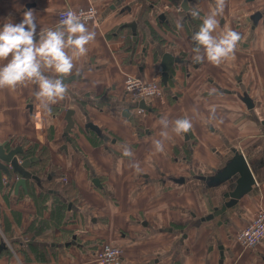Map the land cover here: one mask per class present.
I'll list each match as a JSON object with an SVG mask.
<instances>
[{
  "label": "crops",
  "instance_id": "obj_1",
  "mask_svg": "<svg viewBox=\"0 0 264 264\" xmlns=\"http://www.w3.org/2000/svg\"><path fill=\"white\" fill-rule=\"evenodd\" d=\"M178 3L0 0V27L21 22L23 13L31 9L38 34L58 25L57 13L62 9L94 6L98 12L97 21L86 24L95 31V40L87 46V54L75 61L73 74L65 81L68 93L63 100L50 105V110L38 109L36 85L0 89V145L7 144L8 150L20 146L34 154L26 157H42L44 164L31 168L35 175L41 168L44 173L50 171V166L62 172L60 179L57 173L52 181L42 179L43 187L29 180L27 191L20 188L16 192L0 170V224L13 236L12 253L7 246L0 254V264H96V250L90 243L95 238L120 246L123 264H217L207 254V246L215 242L221 219L202 223L200 218L221 206L225 189L207 188L203 177L222 169L234 150L245 155L257 185L229 212L232 223L223 228L235 234L264 210V28L259 26L254 33L248 27L237 29L235 23L244 16L236 8L226 12L225 24L217 33L231 29L241 34L234 56L219 65L206 58L198 63L193 60L195 42L188 29L182 25L177 32L168 31L156 22L164 14L176 26L180 22L175 15ZM127 5L132 7L130 12L125 10ZM189 5L196 9L195 0ZM203 8L206 14L210 12L205 2ZM132 21L141 26L149 23L154 30L138 28L135 43L132 30L123 27ZM151 34L164 42L146 49ZM162 51L185 57L171 69L169 74L173 70L174 76L167 84L157 63ZM5 63L0 61V66ZM130 75L159 82L164 97L147 99L145 104L151 107L147 110L134 106L143 100L132 102L125 94V79ZM243 93L253 100L252 109L240 100ZM67 109L76 112L71 143L64 136ZM126 109L129 115L124 114ZM165 117L168 128L159 123ZM182 118L189 119L192 128L177 135L172 127ZM86 122L98 125L107 139L85 130ZM135 123L145 132L139 134ZM162 131H168L169 137L164 140V151L157 152L153 141L163 139ZM125 146L133 153L131 157L123 155ZM42 149L45 156L39 154ZM137 163L139 171L133 167ZM181 177L186 178L183 184L169 179ZM95 178L102 188L95 186ZM55 180H61V188L55 187ZM67 196L71 204L62 224L82 220L85 228L75 232L80 237L64 240L65 230L71 228L62 225L39 228L27 238L33 220L50 224L54 203ZM31 240L47 245L48 260L35 259L26 246ZM257 248L264 252V244Z\"/></svg>",
  "mask_w": 264,
  "mask_h": 264
},
{
  "label": "clouds",
  "instance_id": "obj_2",
  "mask_svg": "<svg viewBox=\"0 0 264 264\" xmlns=\"http://www.w3.org/2000/svg\"><path fill=\"white\" fill-rule=\"evenodd\" d=\"M225 0H215L213 9L202 17V24L192 40L193 60L219 65L222 61L234 56L242 36L228 29L217 33L219 20L223 14ZM193 18L200 16L195 10H189ZM82 14L69 10L55 28H48L39 34L34 11L23 13L19 23L6 22L0 27V61H7L0 66V89L15 90L17 86L31 83L37 86L35 98L38 109L50 110L49 106L63 100L68 93L65 79L73 74L75 61L85 56L88 45L94 42L96 33L89 30L81 19ZM176 27L182 29L177 21ZM38 35V39H37ZM52 73L53 75H49ZM159 123L169 127L168 119L161 118ZM192 123L187 118L174 121L172 132L177 135L188 132ZM163 139L154 140L157 152L164 151V140L169 137L168 131L160 133ZM123 155L131 157L133 153L125 146ZM139 171V164H133Z\"/></svg>",
  "mask_w": 264,
  "mask_h": 264
},
{
  "label": "water",
  "instance_id": "obj_3",
  "mask_svg": "<svg viewBox=\"0 0 264 264\" xmlns=\"http://www.w3.org/2000/svg\"><path fill=\"white\" fill-rule=\"evenodd\" d=\"M125 0H117L118 5H121ZM188 4L187 0L181 2V7L184 8V5ZM132 7L130 5L125 6V10L131 11ZM163 17V15H162ZM138 22L132 21L127 23L124 28L128 27L134 33L133 40L135 43L138 42L137 37V28ZM157 57V63L159 64V70L161 71L163 77V83L167 84L168 79H173V75L169 74L171 69H175L176 65L181 63L180 58L176 57L171 52L162 51ZM67 79V78H66ZM74 78H70L73 80ZM65 81H69L68 79ZM240 100L247 106V108L252 109L254 107L253 100L250 98L248 93L240 94ZM134 105V104H132ZM140 109L147 110L149 107L145 104L143 100L140 103L135 104ZM75 110L67 109L66 110V122L67 125L64 129L65 139L71 143L72 138L70 134L76 126L75 120ZM124 114L129 115V109H126ZM84 129L88 131L95 132L99 138L107 139L103 130L93 122H86L84 124ZM25 152L22 147L18 146L10 150L7 149V144L0 145V170L3 171L9 180L8 186H13L15 191L18 192L20 188L23 190L28 189L27 182L29 180H34L38 186L43 187V180L38 175L32 173L31 168L33 164L37 163L40 159L37 156H29L24 159L21 156H25ZM17 176V180H13L14 176ZM206 181L207 188H220L225 189L222 193L223 202L219 208H216L212 214H209L205 218H202V221H209L215 218L227 219L230 221L231 214L230 211H235L239 201L246 195L250 194L254 187L257 185V181L249 166L247 159L243 153L239 150H234L233 157L227 161L225 166L216 171L213 176L203 177ZM51 179V176H49ZM171 180L178 184H183L186 180L185 177L181 178H171ZM93 183L98 188H102L100 180L95 178ZM55 192V191H54ZM56 193V192H55ZM71 206V205H70ZM229 215V216H228ZM221 224V223H219ZM40 232L37 233L39 235ZM32 241V240H31ZM28 242L29 244L33 243ZM7 248L5 242L0 243V254L4 249Z\"/></svg>",
  "mask_w": 264,
  "mask_h": 264
},
{
  "label": "flooded vegetation",
  "instance_id": "obj_4",
  "mask_svg": "<svg viewBox=\"0 0 264 264\" xmlns=\"http://www.w3.org/2000/svg\"><path fill=\"white\" fill-rule=\"evenodd\" d=\"M177 1L179 3L175 8L176 10L175 15L179 16L180 23L183 25L184 28H186V30L188 29V31H190L192 34H194L196 31L199 30V27L202 24L201 18L206 15V10H205L206 8L205 9L203 8V3L205 2L207 4L208 10L210 11L213 9L215 4V0H195L196 9H194L192 8V6L189 5V2L192 0H187L188 4L184 5V8L181 7V2L183 0H177ZM152 7L150 6V8ZM234 8H236L237 11L244 16L242 20H238V22L235 23L237 29L241 27L242 28L248 27V29L254 33V31L259 26L264 28V0H225V7L223 14L217 16V19L219 20V26L225 24L224 14ZM190 9L198 11L200 13V16L197 18H193V16L190 14L189 11ZM156 22H158L157 23L158 26H160L164 30H168V31L171 30L173 32H177V27L170 24L167 17H165L164 14L161 15L159 14L156 18ZM141 27L146 29L150 33L154 30L151 27V24L149 25V23L142 24V26L141 24H138V28L141 29ZM148 39H149L147 40L148 42L147 41L145 42L146 49L151 44L155 46L164 42V40L158 39L156 35L153 36L152 34ZM178 58H180L181 63L185 61V57L183 54H181ZM179 64L177 66H179ZM172 75L174 76L173 70H172ZM135 126L139 134H142L146 130L145 128L139 126L137 123H135ZM169 179L171 180V178ZM213 212L214 211L211 210V212H209L206 216L212 214ZM206 216L201 217L200 222L204 223V222L212 221V220L202 221V218H205ZM231 223H232L231 219L230 221H227V219L225 218L221 219L218 222V230L220 231L214 233L215 242L207 246V254L209 256L212 255L211 257L213 261L216 259L217 264H264L263 251H260L258 248L245 249L237 240L238 230L235 232V234L234 233L232 234L224 229L225 228L224 226H230ZM222 233L224 234L222 235ZM262 244H264V242H262L260 245ZM232 245L234 246V249L230 247Z\"/></svg>",
  "mask_w": 264,
  "mask_h": 264
},
{
  "label": "built area",
  "instance_id": "obj_5",
  "mask_svg": "<svg viewBox=\"0 0 264 264\" xmlns=\"http://www.w3.org/2000/svg\"><path fill=\"white\" fill-rule=\"evenodd\" d=\"M73 10L82 14L81 19L86 23L97 21L98 12L94 6L73 9L65 8L57 13L58 24L64 18V14ZM124 91L132 102L147 99H161L164 97V89L157 81L146 82L140 77L127 76ZM238 242L245 249L256 248L264 240V210H260L253 221L237 233ZM96 264H123V250L120 246L111 243L101 244L95 252Z\"/></svg>",
  "mask_w": 264,
  "mask_h": 264
},
{
  "label": "trees",
  "instance_id": "obj_6",
  "mask_svg": "<svg viewBox=\"0 0 264 264\" xmlns=\"http://www.w3.org/2000/svg\"><path fill=\"white\" fill-rule=\"evenodd\" d=\"M130 41V40H129ZM25 157L28 156V155H34L31 152H25ZM39 154L41 156H45L47 154L46 150L45 149H42L39 151ZM40 160L37 162V165H42V163L44 164V161H43V158L42 157H39L37 156ZM43 168H41V170H37V171H34V173H36L39 177H41L42 179H47L46 181H52L54 178V176L56 174H52L54 175L51 180L49 179V171L46 172L45 175L44 172H42ZM45 182V180H43ZM66 187V186H65ZM44 199H41V201L43 202ZM57 203H54V210L52 211V214H51V221L50 224L49 223H46L44 221H38L36 222L37 220H33V222L30 224L29 226V229L28 231L26 232V237L29 238L33 235V233L41 228V229H53V228H60L63 224V221L65 220V214H66V211H67V208H68V204L65 200L63 199H57L56 200ZM41 210V209H39ZM36 222V223H35ZM26 246L29 247V250L31 251V253L35 256V259L36 260H40V261H46L49 259V252L47 250V245H43V244H37V243H31V244H27ZM22 252L25 254L26 253V247H22L21 248ZM21 252V253H22ZM27 254V253H26Z\"/></svg>",
  "mask_w": 264,
  "mask_h": 264
},
{
  "label": "rangeland",
  "instance_id": "obj_7",
  "mask_svg": "<svg viewBox=\"0 0 264 264\" xmlns=\"http://www.w3.org/2000/svg\"><path fill=\"white\" fill-rule=\"evenodd\" d=\"M49 169H50V171H49L50 175L49 176H51V178L54 176L52 174H55V173H57V177H59V179L62 177V172L59 171L58 167L52 168L50 166ZM45 171H47L46 168H45ZM45 174H46V172L43 175H45ZM64 180L65 179H63L62 181L65 182ZM60 181L61 180H59V183L56 180L54 182L55 187H57V189L58 188H61V186H60L61 182ZM65 201L67 202V204H71V200H70V198L68 196L65 198ZM80 221H82V220H79V222H75L74 221L75 223H73V222H70V221L67 220L66 223L63 224V225H65L66 228L68 226L71 228V229L68 228V229L65 230V232H67V233H64V236L62 237V238H64V240H71L73 237H75V238H79L80 237L75 232H78V231L81 232V227L85 228V226H86V225L82 224ZM6 229L7 228L5 227V225H1L0 224V243L1 242H5L6 245L9 247V249L10 248L13 249V246H12L13 244L10 243V240H11L10 238H12L13 236L10 235V233H8ZM99 240L100 239L97 240V238H95L93 240V242H90L91 243V246H93L95 250H97V248L99 247V245H101L103 243H109V242H103V241H99ZM110 243L112 244V242H110ZM17 248H19V246H17ZM11 249L9 251L12 253V250ZM6 252L9 253L8 250Z\"/></svg>",
  "mask_w": 264,
  "mask_h": 264
}]
</instances>
